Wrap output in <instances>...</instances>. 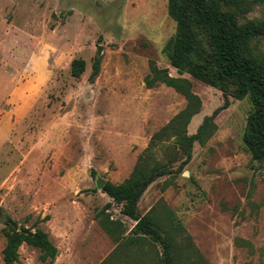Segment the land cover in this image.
<instances>
[{
  "label": "rangeland",
  "instance_id": "rangeland-1",
  "mask_svg": "<svg viewBox=\"0 0 264 264\" xmlns=\"http://www.w3.org/2000/svg\"><path fill=\"white\" fill-rule=\"evenodd\" d=\"M168 6L169 0H0V264L10 220L47 231L59 250L50 263L23 244L22 264H165L159 243L130 241L135 221L98 186L99 179L129 178L152 136L188 104L166 83L147 86L152 62L188 79L200 98L189 135L228 103L206 140L195 141L183 171L148 187L139 214L151 213L164 228L170 219L184 227L178 264L195 261L189 236L208 264H264V162L243 141L253 102L237 99L234 86L224 93L171 64L164 47L177 24ZM250 20H264V0L240 16L241 23ZM252 49L264 59V36ZM74 59L85 61L80 77L72 74ZM24 83L33 94L28 110L12 100ZM179 147L173 137L159 144L157 156L166 160ZM98 213L120 224L119 241Z\"/></svg>",
  "mask_w": 264,
  "mask_h": 264
},
{
  "label": "trees",
  "instance_id": "trees-1",
  "mask_svg": "<svg viewBox=\"0 0 264 264\" xmlns=\"http://www.w3.org/2000/svg\"><path fill=\"white\" fill-rule=\"evenodd\" d=\"M262 0H252L260 2ZM248 0H169V14L176 21L177 31L164 47V52L177 68L179 73H189L201 81L219 87L227 93L234 86L233 95L237 99L251 97L254 111L248 119L243 135L245 148L254 160L264 162V59L254 54L252 43L255 38L264 36L263 21L240 22V16L248 13L251 7ZM83 59H74L71 64L72 74L80 77L85 70ZM100 71V62L94 65L91 78ZM157 82L166 83L183 93L188 99L186 108L176 115L164 128L156 132L148 147L139 157V161L129 178L120 184L107 181L103 191L116 203L122 205V213L135 221L132 229V243L139 238L149 237L163 248L165 264H178L179 255L177 236L184 231L180 223L173 219L166 224L151 213L139 214V201L148 187L162 176L182 172L192 158L195 141L204 142L209 130L214 126L213 115L205 118L196 134L189 135L187 128L192 117L199 111L201 100L192 92V84L188 79L172 76L168 68H161L155 62L151 64V74L146 77L148 87ZM176 137L179 150L169 158L162 160L157 156L156 148L161 142ZM181 155L183 157H181ZM182 160L177 170L173 164ZM109 205V204H108ZM107 206L100 213L106 211ZM102 227L116 241L120 224L110 220L108 216H95ZM12 226L5 231L7 244L3 250L5 264H15L20 260L19 248L23 244L38 248L43 261L53 262L58 256V247L53 243L47 231L37 228L17 227L14 220ZM188 252L195 257L192 264H208L201 253L194 247L189 236Z\"/></svg>",
  "mask_w": 264,
  "mask_h": 264
},
{
  "label": "crops",
  "instance_id": "crops-1",
  "mask_svg": "<svg viewBox=\"0 0 264 264\" xmlns=\"http://www.w3.org/2000/svg\"><path fill=\"white\" fill-rule=\"evenodd\" d=\"M15 95L14 97L12 98L13 101H23L22 103V106L24 107L23 109H30V107H32L33 105V101H32V90L30 89L29 85L28 84H22V85H19L17 86V89L15 91ZM21 106V107H22ZM7 134V132H6Z\"/></svg>",
  "mask_w": 264,
  "mask_h": 264
},
{
  "label": "water",
  "instance_id": "water-1",
  "mask_svg": "<svg viewBox=\"0 0 264 264\" xmlns=\"http://www.w3.org/2000/svg\"><path fill=\"white\" fill-rule=\"evenodd\" d=\"M105 182H106V180H104V179H99V180H98V186H99V188H103Z\"/></svg>",
  "mask_w": 264,
  "mask_h": 264
}]
</instances>
